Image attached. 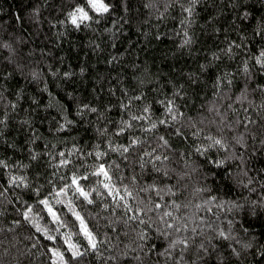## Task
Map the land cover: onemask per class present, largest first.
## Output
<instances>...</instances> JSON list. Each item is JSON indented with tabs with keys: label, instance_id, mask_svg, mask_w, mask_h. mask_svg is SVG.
Here are the masks:
<instances>
[{
	"label": "clouds",
	"instance_id": "clouds-1",
	"mask_svg": "<svg viewBox=\"0 0 264 264\" xmlns=\"http://www.w3.org/2000/svg\"><path fill=\"white\" fill-rule=\"evenodd\" d=\"M0 264H264V0H0Z\"/></svg>",
	"mask_w": 264,
	"mask_h": 264
}]
</instances>
